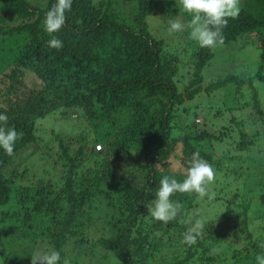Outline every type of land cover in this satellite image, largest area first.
Masks as SVG:
<instances>
[{"label":"trees","instance_id":"obj_1","mask_svg":"<svg viewBox=\"0 0 264 264\" xmlns=\"http://www.w3.org/2000/svg\"><path fill=\"white\" fill-rule=\"evenodd\" d=\"M53 3L0 0V51L12 57L0 72V114L23 133L13 155L0 149V264H31L37 249L58 251L60 264H257L264 254V0H241L222 30L224 44L257 37L254 73L208 83L202 72L213 50L187 48L188 31L171 38L149 28L148 16L164 14L168 28L175 0H72L53 34L59 50L43 29ZM222 88L233 100L210 114L216 122H198L195 112L188 118L187 100ZM53 112L73 124L45 138L36 120ZM196 151L215 169L214 197L176 193L177 217L154 221L145 204L165 175L184 179ZM205 204L220 213L208 218ZM196 220L205 222L203 234L182 244ZM11 228L24 246L3 244L1 232Z\"/></svg>","mask_w":264,"mask_h":264},{"label":"clouds","instance_id":"obj_2","mask_svg":"<svg viewBox=\"0 0 264 264\" xmlns=\"http://www.w3.org/2000/svg\"><path fill=\"white\" fill-rule=\"evenodd\" d=\"M178 5L180 11L187 14L189 19L187 22L181 18L169 21L168 35L188 31L190 38L199 47L210 50L224 45L222 30L227 26L228 20L235 19L241 10V0H178ZM71 6L72 0H55L46 12L43 29L51 36V39L47 41L50 48L57 50L62 48V41L53 34L64 26L66 12L71 10ZM7 122V115L0 114V149L11 156L14 153L16 141L22 138L23 133H18L15 128L7 127ZM183 176L182 181L168 175L160 180V186L154 193L155 198L145 204L154 221L167 224L177 217L181 204L171 200L176 193H195L200 198L208 196L209 199L214 197V193L210 194V185L215 180V169L208 161L201 158L198 151L192 154ZM205 226L204 221L196 220L182 234L181 243L188 246L194 245L203 234ZM60 259V253L54 249H37L31 254V264H60ZM256 261L257 264H264V254H258ZM64 264H67L66 260Z\"/></svg>","mask_w":264,"mask_h":264},{"label":"rangeland","instance_id":"obj_3","mask_svg":"<svg viewBox=\"0 0 264 264\" xmlns=\"http://www.w3.org/2000/svg\"><path fill=\"white\" fill-rule=\"evenodd\" d=\"M176 1V5L173 6L168 12L172 13V10H176V18H181L185 22L189 19L188 15L185 13H182L180 11L178 0ZM176 7V8H175ZM165 13V12H164ZM167 16L164 14L163 16L160 15H150L147 17V22L149 25V28L154 31L157 35H163V36H169L167 33V28L164 27V21ZM169 20V19H168ZM170 21V20H169ZM170 37V36H169ZM172 38V36H171ZM189 39L190 34H189ZM257 41V37L255 35L251 34H245L244 39H241L237 43L230 42L224 44L222 47H219L215 50H213L214 55L210 59L209 63L204 67L203 69V77L204 82L208 83L212 80H215L218 77H224L227 74H240L244 73L246 75H252L254 71L257 68V64L259 61L260 56V50L256 47L255 43ZM175 42V41H173ZM255 42V43H254ZM235 43V44H234ZM187 48H197L199 45L191 39V43L187 42ZM189 49L182 51V58L184 61H188L187 53L189 52ZM12 59L11 54L8 50L6 51H0V72L5 68L2 65L9 63V60ZM183 68V67H182ZM186 68H188L186 66ZM185 70H180V76L181 74H185ZM178 75V82L181 85L183 80H180V77ZM257 84V81H254ZM247 95H249V91L246 92ZM263 96V95H262ZM231 89L223 88L220 90H215L210 94H206L205 92H200L198 95H196L193 99L187 100L184 104L189 109V115L188 118H193L194 112L198 116H194V119L198 122L202 120V118H206L207 121L214 120L213 117L211 119V115L214 111H216L220 106L222 107L224 102H230L233 100L232 98ZM179 113H185L186 108L179 107ZM216 108V109H215ZM183 110V111H182ZM186 114V113H185ZM119 119V118H118ZM122 120L123 117H120ZM193 119V120H194ZM216 122V121H215ZM72 121L65 120L60 118L57 113H48L42 118H38L36 120L37 128L41 129V131L45 132V138L47 137L49 129H57L64 131L65 129H70L72 127ZM42 144L39 146L41 148ZM30 166L35 167L36 170H39L40 167L37 164L36 160L30 159ZM40 173V172H38ZM249 173V171L247 172ZM43 175V174H42ZM249 176V175H248ZM234 190V189H233ZM222 193V192H221ZM223 194V193H222ZM218 204V202H217ZM1 206V205H0ZM203 212H206V215L209 216L208 218H213L217 215V213H220V207L219 205H208L205 204ZM1 208V207H0ZM5 208H8L5 207ZM257 223H254V226H256ZM257 228V226L255 227ZM256 232V229L253 230ZM21 235H13L12 228L9 231L1 232V238L3 244L6 246L12 248L16 247L17 243L22 244V239H20ZM22 246H24L22 244ZM31 260V257L29 258ZM106 264H111V262H108Z\"/></svg>","mask_w":264,"mask_h":264},{"label":"built area","instance_id":"obj_4","mask_svg":"<svg viewBox=\"0 0 264 264\" xmlns=\"http://www.w3.org/2000/svg\"><path fill=\"white\" fill-rule=\"evenodd\" d=\"M96 148H100V145H99V144H97V145H96Z\"/></svg>","mask_w":264,"mask_h":264}]
</instances>
